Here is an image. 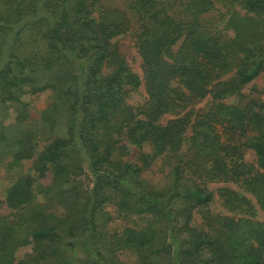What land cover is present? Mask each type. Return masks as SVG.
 I'll use <instances>...</instances> for the list:
<instances>
[{"label": "trees", "instance_id": "1", "mask_svg": "<svg viewBox=\"0 0 264 264\" xmlns=\"http://www.w3.org/2000/svg\"><path fill=\"white\" fill-rule=\"evenodd\" d=\"M107 1L114 0H0V109L12 105L21 124L11 141L14 162L31 160V173L6 191L4 204L17 214H0V264H123L126 250L135 264H264V103L224 100L258 75L264 81V0H225L245 12L230 13V37L202 23L211 0H186L181 15L163 0H122L125 10ZM133 40L141 76L126 60ZM141 84L146 98L134 107L126 95ZM46 89L50 103L32 130L22 97ZM206 97L203 107L183 112ZM61 113L64 134L38 150V131L51 134ZM166 113L182 116L162 124ZM120 135L153 154L143 153L141 166L114 159ZM248 149L254 164L244 160ZM170 153L185 157L173 164L170 186L145 189L139 174ZM48 174L50 183L40 184ZM196 179L236 184L262 218L228 187L218 195L244 215L210 212L214 194ZM108 203L123 217L147 219L108 231ZM194 210L206 228L190 223Z\"/></svg>", "mask_w": 264, "mask_h": 264}, {"label": "rangeland", "instance_id": "2", "mask_svg": "<svg viewBox=\"0 0 264 264\" xmlns=\"http://www.w3.org/2000/svg\"><path fill=\"white\" fill-rule=\"evenodd\" d=\"M166 3V6L169 8V11L175 15L183 14V4L186 0H163ZM212 7L208 11L201 14V21L204 24L207 30H210L214 33H219L224 37L232 36V31L227 27L226 21L232 11H238L241 14H244V10L239 7L237 3H229L225 0H211ZM105 4L110 6H116L118 8L125 10V5L122 0H114L107 1ZM130 17V25L131 31L135 29L136 22L134 16L129 13ZM130 33V32H128ZM127 34V33H126ZM132 34V33H131ZM123 35L118 36L114 39L117 41L122 39ZM127 63L130 69L138 74L142 75L141 70V61L137 52V48L135 46L134 40L130 41V45L128 48V53L126 56ZM231 76V73L223 75L220 79H227ZM50 90L46 89L41 92H38L32 96L23 95L22 99L27 102L28 111H29V119L26 120V124L30 125L32 130L39 125L40 122V112L47 107L50 103L49 95ZM146 94L144 91V86L141 84L137 88L130 90L126 95V102L134 107H140L141 104L145 101ZM209 97H206L200 101L195 102L192 107L185 109L183 112H188L191 109L196 110L197 108L203 107L206 102L209 100ZM252 99L256 101L258 104L264 103V81L261 75L255 77L252 81L245 84L240 91L239 95H231L226 97L224 100L227 103H240L248 101ZM0 111V136L3 132L5 135V139L0 140V201L3 203L0 205V214L12 217V215L17 214L16 209H9L6 204H4L6 191L7 189L19 178L26 174L31 173V160H13V152L11 141L15 135L20 133L21 124L17 125L15 123V112L14 107L10 104H6L3 109ZM183 114V113H181ZM175 115L166 113L162 115L159 119V122L164 124L168 120L175 118ZM192 119V116H191ZM1 126H4L1 128ZM39 128V127H38ZM37 128V129H38ZM4 129V131L2 130ZM65 130V115L62 113L58 115V124L55 127L54 131L50 134L49 131H38V135L36 136L37 140V149L40 150L47 142H49L56 135L64 134ZM187 135L190 134V129L188 128L185 132ZM119 142L116 145V148L113 151V158L120 159L121 161H127L131 164L141 166V155L145 154H153L152 148L148 144H142L141 146H137L134 143H130L129 140L126 139L124 135L118 136ZM186 144L183 145V148ZM181 155H183L184 150L182 149ZM178 152V153H180ZM179 155H174L170 153L169 156L164 157L163 155H158L154 157L153 160L149 163L147 167H144L143 171L139 174L140 182L145 187V189H153V190H165L171 184L172 178V166L177 163L180 159H185V157H178ZM244 160L250 164L255 163V156L252 150L248 149L244 152ZM184 161V160H183ZM189 173V172H188ZM84 181L86 182L89 177L85 174L82 176ZM42 185H47L50 183V175H46L42 177L38 181ZM196 182L199 184H203L209 191L213 192L214 198L211 203L208 205V209L210 212L218 215H225L231 217H239L244 215L241 210H231L227 207L224 199L219 196V188L228 187L233 189L239 193L244 194L251 200L253 204L255 217L257 219H261V212L258 210L257 206L254 205V198L249 194L243 192L236 184L231 182H214L209 181L203 183L201 180H197ZM90 183V182H89ZM190 183V182H187ZM40 201H42L43 197L39 194L37 197ZM53 209L56 210V213L61 217L63 213V205L56 204L53 206ZM104 209L110 213L111 219L107 224V230L111 232L120 233L125 226H137L139 227L147 218H142L139 216H126L123 217L118 213L116 207L112 203H108L104 206ZM65 211V210H64ZM194 227H202L206 228L204 225V220L202 219L201 211L194 210L193 217L190 222ZM30 250V246H24L19 248L16 252V256L20 258L24 253ZM120 259L123 264H135V256L130 251H124L119 253Z\"/></svg>", "mask_w": 264, "mask_h": 264}]
</instances>
